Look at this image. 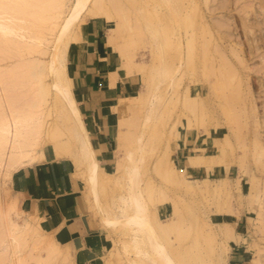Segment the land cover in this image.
<instances>
[{
	"label": "rangeland",
	"instance_id": "1",
	"mask_svg": "<svg viewBox=\"0 0 264 264\" xmlns=\"http://www.w3.org/2000/svg\"><path fill=\"white\" fill-rule=\"evenodd\" d=\"M63 1L61 18L73 2ZM116 1L124 7L122 10L124 16H118L120 14L119 12L116 14L113 2L105 0L102 7L108 9L109 16L107 17L103 8L100 10L103 13L100 14L97 11L91 15L90 12L83 14L75 23L76 39L70 41L66 52V70L68 76L73 78L71 90L75 94L83 120L86 122L84 116L88 111L86 98L80 88V77L85 64L98 61L109 63L113 61L116 53L128 54L131 62L135 64L130 68L133 79L130 85L124 70L119 68L118 95L121 91H131L133 94V97H129L131 105L121 112L119 119L112 112L107 114L113 116L112 123L115 129L113 142L117 132H122V136L127 132L136 136L141 131L143 143L141 185L142 187L150 185L153 199L148 200L152 202L146 199L150 196L148 193L144 196L150 212L158 219L164 220L172 212V202L173 206L177 203L174 207L183 213L184 216L182 213L179 215V212L178 215L186 218L187 221L184 222L189 223L187 228L189 227L190 231L187 234L189 229H183L186 230L187 236L181 242L176 239L177 235L173 232L170 237L173 238L171 242L174 245L188 244L195 233L203 237L208 234L210 237L212 232L213 240L210 244H206L202 237L198 238L199 249L206 255L204 260L207 263L209 259L215 261L216 255L221 251L222 261L218 264H264V226L261 225L264 223V0L182 1L183 16L187 25H181L180 30L185 27L192 33L193 42L198 47L195 54L196 64L193 72L189 71V75L182 74L185 77L180 76L181 70L175 73L176 81L177 78L179 81L175 82L173 85L175 87L168 86V79L159 84L160 108L155 119L152 118L146 124L141 123L148 104L146 90L151 89L155 82L151 76L152 67L164 58L159 43L163 37L161 26H172L170 25L172 21H168L165 7L157 5V0ZM147 19L152 26L160 29L155 41L151 40L144 27ZM113 27L116 28L115 31ZM56 28L57 26L53 30L54 33ZM175 30L180 31L178 27L173 31ZM111 33L115 35L113 48L108 41ZM43 34L52 40L53 33L50 34L44 28ZM201 43L203 44L201 48L205 52L202 49L200 51ZM46 46L47 52L37 54L42 61L49 58L51 41ZM12 61L13 58H10L6 63H11V66L14 64ZM112 65L117 66L116 62ZM33 67L35 69H32L33 72H41L37 75L42 77L43 81H50L44 74V68ZM211 67L213 76L210 72ZM184 86L185 88L189 86L192 95H200V106L197 108L193 106V109L192 105L195 102L197 104L198 100H194V103L191 101L193 104L191 103L190 107L193 110H188L189 107L183 104ZM49 92L47 89L38 92L41 94L39 105L44 112L43 125L41 142L36 146L35 156L30 162L35 164L64 161L68 165V170L75 179V186L86 200L88 213L96 218L95 226L99 228L101 226L103 231V264H130L128 260L133 258V253L124 251L122 247L123 241L128 240L129 235L103 226L101 214L97 207L92 205L90 194L87 192L83 167L77 166L71 156L64 154L55 156L54 153L57 152H53V149L60 151V145L57 143L53 146V140L49 136V128L56 114L54 98ZM127 117L133 119V126H129L128 122L124 124L125 121L131 120V118L125 120ZM122 143H125L124 139ZM94 146H98L97 142H94ZM109 148L113 150L114 144L112 143ZM126 148L132 149L135 156L140 153L137 146L130 141L126 142L125 146L122 145V148L113 150L110 156L97 152L101 175L100 201L103 208L109 212H118L117 204H121L119 197L125 191L123 188H126L124 186L126 184L123 185L125 181H122L120 176L122 169L120 160ZM188 155H197L200 163L190 168L187 173L185 168L189 166ZM118 162L120 164L116 165ZM158 166L165 172L167 179L162 172H159L160 175L157 173ZM180 173L183 180L181 178V181H176L175 177H180ZM21 176L22 171L0 173V210L10 208L11 218L15 215L12 218L14 221L17 220L16 222L19 221L21 224L26 220L36 227L40 242L32 246L29 236L26 235L25 246L20 252L25 264H35L32 257L38 254L44 257L46 255L44 248L47 244L57 248L55 261L52 260L51 264H83L78 248L72 245L73 237L78 233H68L66 228L60 232L63 228L62 223H57L39 212L29 202L23 185H20ZM219 226L220 232L222 230L232 232L231 237L226 240L219 236L217 234ZM3 250V245H0V254Z\"/></svg>",
	"mask_w": 264,
	"mask_h": 264
},
{
	"label": "bare ground",
	"instance_id": "2",
	"mask_svg": "<svg viewBox=\"0 0 264 264\" xmlns=\"http://www.w3.org/2000/svg\"><path fill=\"white\" fill-rule=\"evenodd\" d=\"M104 1L105 0H73L68 6L66 13L61 18L60 15L64 6L63 0H0V173L9 174L12 172H20L23 171L25 166L31 164L30 161L35 156V148L41 142L43 125L44 112L39 105V100L41 102V94L38 92L41 89H47V91H50L53 95V105L56 109V114L49 128V136L53 140V146H56L57 143L60 145V151H54L52 148L53 152H57L54 153L55 156L58 154L71 156L77 166L83 167L84 178L87 183V192L90 194L92 205L97 207L101 214L103 226L110 230L122 231L129 235L128 240L123 241L122 247L124 251L133 253V258L128 260L130 264H208L212 260L210 261L209 259L208 263L204 260L205 254L199 249L200 243L198 242V238L202 237L206 244H210L211 240H213V238L211 239V237H213L212 232H210L212 234H210V237L208 234L204 237L199 236L194 232L195 236H193L188 244L183 246L180 243V245H174L171 242L173 238H171L170 235L173 234V232L176 233V239L181 242V240L187 236L186 230L183 231V229H189V227L187 228V224L189 225V223L185 224L186 222H184L186 218L179 216L182 212L174 207L177 203L173 206L172 202V212L164 220L158 219L154 213L150 212L147 206L148 201L152 202V200L148 199H153L150 194V185L146 184L144 187L141 185V167L143 161V155L141 154V152H143L141 131H139V135L136 134V136H133L132 133L129 132L122 136V132H117L115 142H113V150L122 148V145L125 146L126 142L130 141L137 146V151H140V153L135 156L132 149H124V155L122 160H120L122 166L120 176L122 177L121 179H123L122 181H125L122 183L123 185L126 184L124 185L126 188H123L125 191L119 197L121 204H117L119 209L118 212L106 211L101 205V189L99 190L101 175L99 174L100 166L97 156L99 148L98 146H94V142L98 141L91 137L90 131L76 103L75 94L71 90L73 78L68 76V71L66 70V52L70 41L76 39V34L74 33L75 23L82 18L83 14L90 12L91 15L96 13V11L100 14L103 13L100 12L103 8L102 10H104L105 14L107 13V17L109 16L108 9L102 7ZM111 1L113 2L114 8L117 10L116 14L119 12L120 15L118 16H124V12L122 11L124 7L117 3L116 0ZM157 1V5H163V7H165V15L168 21H172V24H170L172 26L160 25L163 37L159 43L164 53V58L152 67L153 72L151 76L155 82L151 89L147 88L146 90L148 92V104L141 124H146L158 114L160 108L159 97L161 98L158 94L159 84L165 79H168V86L172 87L175 82L178 81V78L176 81L175 76L178 70H181L180 76L182 74L189 75V71H192L196 64L195 54L198 49L195 42H193L192 33L185 29V27L183 28L184 25H187L183 16V0ZM159 8L157 9L159 10ZM96 15H98V13ZM143 16L144 13L141 17L143 18ZM59 18H61V21L57 23ZM119 25L120 23H118V27ZM181 25H183L181 27L183 30H180ZM56 26L57 28L54 33L53 30H55L54 28ZM144 27L149 33L151 40L155 41L160 29L157 26H152L148 19L145 20ZM175 27H178L180 31L177 32L175 30V33L173 31ZM44 28L49 31L50 34L53 33L52 40L43 34ZM114 28L115 27H113V30L115 31L116 28ZM112 33L108 36V41L113 48V38L115 35ZM210 36L211 34H209V37ZM50 41L51 49L48 51L49 58L46 61H42L37 57V54H44L47 52L46 44ZM203 44H200V51L202 49L201 45ZM202 51L205 52L203 49ZM114 55L111 65L106 70L107 77L103 80L105 85L113 86L115 84V79L120 76L119 68L122 69V71L124 70L127 82L131 85L133 78L130 74V68H133L135 64L131 62L129 55L126 53H116ZM10 58H13L12 63L14 62L11 66V63H6ZM222 58L224 59V56ZM113 62H116V67L112 65ZM33 66L44 68V74L49 77L50 81H43L42 77L38 76L41 72L38 73L39 71H37L35 73L32 71V69H34ZM212 68L213 67H211L210 72L213 76ZM228 75L230 74L228 73ZM222 81L224 80L222 79ZM224 84L226 85V83ZM210 85L211 88H213L212 84ZM219 88L220 87H218V90H220ZM184 89L183 104H185V107H189L188 110H193L194 107L197 108L200 106V95H192L189 86L186 88L184 86ZM209 91L211 90L209 89ZM129 97H133V94L128 90L115 98L110 104L103 107L98 105V110H96L99 114H103L102 112H112L114 116L119 119L121 112L131 105ZM194 100H198L197 104L193 102ZM57 102L58 104H56ZM191 103L193 104L192 107L194 106L193 109L190 107ZM101 108H103L104 111H102ZM118 112L120 113L118 114ZM128 118L129 117L125 118V120ZM127 122L128 125L130 124L129 126H131L133 124V119L131 118L130 121H125L124 124H127ZM122 137L125 141L124 144L122 143ZM112 151L102 154H105L104 156H110ZM39 153H41V151ZM199 163L197 155H188L189 166L185 168V171L188 173L190 168L196 167ZM119 164L120 162L116 165ZM158 167H156V171H158L157 173L159 174V172L161 173L162 171L161 168ZM162 173L163 175L165 174L164 171ZM163 175L161 176L163 177ZM164 177L167 179V175H164ZM175 178H177L176 181L183 180L181 173L180 177ZM117 181L119 182L120 180L117 179ZM145 193L150 195L147 196L149 198H146L148 201L145 200ZM160 195L163 196L162 193ZM161 196H159L160 199H162ZM9 211L10 208H3V210H0V245L4 247L3 253L1 252L0 254V264H25V260L21 258L20 252L25 246L26 235L29 236L32 246L40 242V236L36 233V227L33 223L31 224L25 220L19 224V221L16 222L17 220L14 221L12 219L15 216L14 214L11 218ZM258 214L260 216L261 212ZM191 217L190 219H192ZM195 221L196 220H194V222ZM261 225L264 226V223H261ZM220 227L221 226L217 229V234L224 237L226 240L230 238L232 232L229 230H222L220 232ZM189 231L190 229L187 231V234ZM177 240L176 242H178ZM56 250L57 248L55 246L47 244L44 248V253H46L44 257L39 256V254L31 257L34 259L35 264H49L52 260L55 261ZM28 251L30 253V249ZM206 252L208 254V251ZM221 256L222 254L220 251V253L216 255V260L209 264H218L222 261Z\"/></svg>",
	"mask_w": 264,
	"mask_h": 264
},
{
	"label": "crops",
	"instance_id": "3",
	"mask_svg": "<svg viewBox=\"0 0 264 264\" xmlns=\"http://www.w3.org/2000/svg\"><path fill=\"white\" fill-rule=\"evenodd\" d=\"M110 65L111 61L89 62L85 64L80 77V88L86 98L88 110L84 122L90 134L98 140L100 153L112 151L113 147H109L113 143L115 129L112 114H107L108 112L99 114L97 106L110 104L123 92L118 95V77L113 86H106L103 81L107 77L106 70ZM101 110L104 111L103 108ZM25 167L20 185H23L29 202L48 218L62 223L63 228L60 232L66 228L68 233H78L77 236L74 235L72 245L78 248L83 264H99L98 262L103 264V231L101 226L100 228L95 226L96 218L88 213L86 200L75 186V179L72 178L68 165L62 161L41 162Z\"/></svg>",
	"mask_w": 264,
	"mask_h": 264
}]
</instances>
